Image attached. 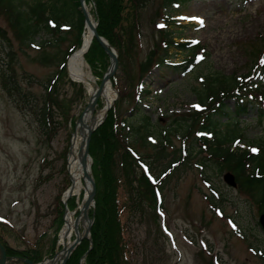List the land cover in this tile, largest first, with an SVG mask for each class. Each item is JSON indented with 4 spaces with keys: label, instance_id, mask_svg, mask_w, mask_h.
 <instances>
[{
    "label": "rangeland",
    "instance_id": "obj_1",
    "mask_svg": "<svg viewBox=\"0 0 264 264\" xmlns=\"http://www.w3.org/2000/svg\"><path fill=\"white\" fill-rule=\"evenodd\" d=\"M23 1L31 4L35 0ZM41 1L50 3L52 0ZM86 4L92 17L95 16L92 1L88 0ZM160 5L159 0H146L141 8L138 7L139 37L136 38V44L135 38L132 41L133 47L130 41L129 57L122 58L124 70L115 78L116 88L124 94L116 100L117 113L125 125L123 129L126 126L135 129L139 125L144 126L147 131L140 128L138 135H148V140H157V134H161L164 128H176L180 120L173 122V116L181 117L196 102L194 90L199 88L200 79L212 74L230 76L246 72L264 41V0H251L243 6L239 0H185L175 9L169 8L166 13L173 20L172 23H166L165 31L170 33L169 38L177 37V40H172L174 43L179 42V39L181 42L190 40L198 43L206 56H201L182 75L168 65L152 68L142 79L143 92L134 108L131 94L139 82L136 64L144 63L150 52L153 58L163 51L159 46L160 33H156L153 27L154 23H160L164 15ZM60 9L64 11L63 7ZM130 21L125 11L120 29L115 31L126 40ZM65 25L70 26L71 22L64 20ZM0 29L8 39V44L0 39V65L6 63L4 53L10 49L13 52L12 68L16 80L21 89L29 93L26 98L28 102L21 109V100L15 105L0 88V219L6 220L17 234L29 241L45 233L46 237L39 248L44 258L52 248V235H48L55 228L56 200L59 202V194L68 185L65 163L74 120L85 107L88 94L84 87H81L83 93L80 94L79 83L70 80L65 66L63 76L56 80L55 98L58 107L52 110L51 123L48 128L45 127L48 137L44 138L40 125L31 120L29 109L39 103L43 95L39 85L54 75L57 62L52 58L47 65H41L37 55L44 52L52 57L57 51L58 59L63 58L75 31H61L66 33H60V36L65 37L60 42L56 41V36L39 32L32 43L40 49H32L28 45L27 48L19 47L12 39L2 15ZM257 36L262 38L257 39ZM43 42H49L50 45L42 46ZM164 51L170 63H179L187 58L185 52L176 48L168 47ZM84 64L86 71L98 84V78ZM95 72L99 73L100 69L96 68ZM144 91L148 92L147 95H143ZM114 98L113 93V101ZM101 104H104L103 100ZM100 109L95 107V111ZM246 110L248 115L239 118L237 127L233 129H240L245 139L233 146L226 142L224 148L228 147L231 151L249 150L258 147L260 140L264 143V126H258L251 119L255 118L252 107ZM175 113L180 114L173 115ZM144 117L148 118V124L143 120ZM130 127L129 131L125 130V135L130 133ZM226 130L218 127L211 141L224 135ZM234 136V133L229 134L227 141H231ZM133 137L130 133L128 140L132 141ZM171 139L169 154L176 160L181 154L180 151L176 152V149L181 150V141L174 134ZM190 148L200 150L197 144H191ZM134 149L138 155H152L151 146L145 150L134 146ZM201 156L202 153L194 155L189 165L184 167L179 163L170 170L168 178L161 185V212L157 218L152 219L149 214L144 223L131 225L126 237L134 247L128 253L133 258L136 248L144 245L146 252L149 249L154 251V264H264V217L258 213L250 197L233 187L231 176L225 172L222 175L204 169L199 165L200 161L198 164L193 162L195 157ZM143 161L156 167L151 169L156 176L167 168L164 166L166 161L159 160L155 164L148 159ZM246 169L250 170L251 165ZM0 232V236L12 233L7 230ZM54 247H57L56 242ZM139 251L136 254L140 256ZM149 261V264L153 263ZM20 262L27 264L25 259Z\"/></svg>",
    "mask_w": 264,
    "mask_h": 264
},
{
    "label": "trees",
    "instance_id": "obj_2",
    "mask_svg": "<svg viewBox=\"0 0 264 264\" xmlns=\"http://www.w3.org/2000/svg\"><path fill=\"white\" fill-rule=\"evenodd\" d=\"M91 1L95 8L96 34L106 40L118 52L117 69L110 78L112 86L116 88L115 78L118 74L121 75L124 70L122 58L129 57L127 54L130 41L131 43L134 41V32L138 27V7L141 8L146 0ZM159 1L161 7L167 8L171 3H183L185 0ZM51 2L53 3L50 4ZM50 3L42 2L41 0H35L31 4L23 0H0V15L4 17L12 39L16 41L19 47L27 48V45L33 42L39 32L56 36L57 42L63 41L65 37L60 36L62 32H60L59 24L65 19L71 22V26L75 31L72 42L67 46L66 53L62 55V60L58 59L59 52L57 51L52 54V57L44 52L37 55L38 62L41 65H47L49 61H52V58H55L57 62V70L54 75L47 82L39 85L43 90L39 103L29 109L31 120L40 125L44 138L48 137L45 127L48 128L49 123H51L52 110L58 107V101L55 98L57 93L56 80L61 75L63 76L64 57L67 56L69 48L73 51L80 45V35L83 26V18L77 9V0H52ZM60 7H63L64 11ZM125 11L128 12L129 19H131L128 25L127 40L115 32L120 29V23L124 20ZM5 36V32L0 29V39L8 44V39ZM159 39L165 42L167 47L173 45L178 50H183V46H185L184 44L171 42L166 33L159 34ZM43 44L50 45L49 42L41 43L42 46ZM253 52L254 50L251 51V54ZM162 53V55L151 58L153 53L150 52L144 63H138V76H143L150 69L153 62L161 65L165 57V51ZM4 58L6 63L0 65V88L15 105H17L18 100H21V109H23L24 103L28 102L26 98L29 93L21 89L16 80L12 68L13 52L10 49H7L4 53ZM106 60L107 56L97 42L92 39L84 55V61L98 80L102 76L101 72L103 73L107 67ZM189 62L190 60L185 63ZM256 67L258 70L264 71V53ZM96 68L100 69L99 73L95 72ZM207 79L209 80H204L202 89L194 90L196 100L201 105V110L199 112L190 111L182 115L183 117L178 118L180 122L173 129L176 132L181 130L179 135L184 138L183 140L188 146L191 143H197L192 136V132L196 129L199 131L209 130L222 118L229 119L231 116L244 117L248 112L246 110L248 107L254 108L253 103L257 104V109H254L255 120L258 124L264 122V99L256 101L253 99V94H251L252 97L250 96L251 91H255L257 95L264 96V83L259 87L252 88L250 86L247 89L245 85L236 84L231 76L215 74L210 75ZM79 87L82 95L83 90L80 85ZM233 89H237V93L242 96H235L233 98L235 104L232 103L230 107L229 98L227 99V97H233ZM220 90L222 95L219 93ZM116 91L118 99H120L124 94L118 89ZM131 102H133V93L131 94ZM100 106L101 101L98 99L97 108ZM143 120L148 124L149 120L147 117H144ZM176 120L173 121L175 122ZM122 122L117 113V102H115L107 111L103 122L90 135L88 155L91 159L90 171L95 185L93 222L89 233L91 245H89L88 241L82 240L72 251L65 264H80V260L86 251L87 253L82 258V264H149V259L154 264V251L149 249L146 252L144 245L139 247L140 251L136 248L132 258L128 250L134 246L131 240L126 237L131 225L144 223L149 214L154 219L155 195L152 185L144 175L146 173L143 168L146 166L143 163L149 166L148 173L151 176H153L151 169H156V167L151 166L147 161L144 162L143 159L151 160L152 164L159 160L166 161L165 167H168L170 163L181 162L180 164L185 167V165H189L191 157L201 153L198 150L194 151L193 148H188L186 157L184 153L182 158L179 155L173 162L174 156L169 154L167 150L171 146V132L166 131V133L164 132L161 135L157 134L160 138L152 144L145 140V134L138 135L140 128H144L147 131V128L139 125L136 129L130 127L134 137L132 141H129V138L125 135L126 133H124ZM147 134L150 135L151 133L148 132ZM220 144L221 142H218L215 146L209 147L208 155L202 154L200 158L195 157L193 162L198 164V161H200L199 165L203 166L204 169L214 170L222 175L225 172L231 176L233 187L240 193L250 197L253 203L256 204L258 213L264 216V177L261 176L264 175V146L262 148L263 151L257 157H254L247 152H228L227 149L220 148ZM134 146L141 148V150L151 146L152 155L141 153L138 155ZM129 149L133 151L132 156ZM176 152H178L177 149ZM178 157H180V162ZM247 165H251V169L248 171L246 169ZM254 169H257L256 172L259 177H254ZM155 176L153 177L156 179ZM167 178L168 176L164 179V182ZM68 202L67 207L70 208L68 209L73 210L75 208L74 200L69 199ZM61 215L62 205L56 200L53 223L55 228L50 234L52 235V248L48 251L49 256L54 251L56 232L62 223ZM6 230L12 233H5V235L0 236V244L5 248L7 256L12 258L21 257L32 264L42 259L39 248H41L43 243L44 235L38 237L33 243H27L12 228L0 223V231ZM137 251H139L140 256L136 254ZM9 264L24 263L15 261Z\"/></svg>",
    "mask_w": 264,
    "mask_h": 264
},
{
    "label": "bare ground",
    "instance_id": "obj_3",
    "mask_svg": "<svg viewBox=\"0 0 264 264\" xmlns=\"http://www.w3.org/2000/svg\"><path fill=\"white\" fill-rule=\"evenodd\" d=\"M83 10L87 16V24L84 25V31L81 36L82 37L81 46L76 51H74L73 54H71L67 59L66 73L72 81L81 83L84 86L88 96L90 95L92 96L94 90L91 88L89 84L90 81L88 80H91L94 83L95 81L92 79L91 75L86 71L85 68L86 65L84 64L82 56L83 53L86 52L87 48L91 43V38H92L91 27L94 25V20L89 12L87 4L84 1H83ZM96 88H98L97 85ZM99 94L100 95L98 97L101 96L104 102L102 109L97 111L95 114H93V112L87 109L82 114L81 116L82 119L80 124L83 130L78 126L77 127L75 126V131L71 135L69 150L66 155V163H65L66 174L68 178V183L70 184L69 194L70 196H75L77 200L80 195H82V197L84 198L85 196H87V194L90 191L89 183L82 177V171L80 168V158H78L77 156L80 151V144L83 145L82 140H84L86 134L85 127L98 123V121L102 119L105 114L104 108L106 107L107 109V106L113 101L112 88L107 82L102 83ZM86 170L88 172V167H86ZM65 197L66 194L63 195L64 199ZM86 219L82 218L81 215L76 219H74L73 214L67 210L63 216V225L60 229V232L58 233V243L61 248L56 252V254L53 256L52 259L44 260L43 262H40L38 264H58L61 257L64 255L65 250L69 247V245L72 242L73 227H74L73 225L74 224L76 225L77 233H80L79 235L81 236L87 225ZM29 263L32 264L31 262Z\"/></svg>",
    "mask_w": 264,
    "mask_h": 264
},
{
    "label": "water",
    "instance_id": "obj_4",
    "mask_svg": "<svg viewBox=\"0 0 264 264\" xmlns=\"http://www.w3.org/2000/svg\"><path fill=\"white\" fill-rule=\"evenodd\" d=\"M83 1L84 0H78V8H79V11H80V13L82 15L83 23L85 25V24H87V16H86V14H85V12L83 10ZM91 31H92V37L94 38V40L98 43L100 48L103 50V52L108 57L109 65H108L105 73L101 77V80L99 82L98 88H96V85H95L94 82H92L91 80H88V81H90L89 84H90L91 88L94 90V93H93L92 96L91 95L89 96V102L87 103L86 107L83 109L82 114L87 109L90 110L91 112L94 110L96 100H97L98 96L100 95L99 93H100L101 85H102L103 82H107L108 83L109 78L111 77V75L115 71L116 63H117V59H116L117 56H116L115 52L113 50L109 49L108 45L106 44L105 41H103L102 38L97 36L96 31H95V25H93L91 27ZM82 114L76 120L75 126L76 127L78 126L79 128H81L83 130V128L81 127V124H80L81 119H82L81 118ZM104 117H105V114H104L103 118ZM100 123H101V119L98 121V123L92 124L90 126H86L85 127L86 128V134H85L84 140H82L83 145L80 144V151H79V153L77 155L78 158H80V168H81V171H82V177H83V179H85L89 183L90 191L87 194V196H85L84 199L81 200V203H80V205L78 207V214H77V216L74 219H76L77 217H79L81 215L82 218H85V219L87 218L86 219L87 220V225H86V228H85V230H84V232H83V234L81 236L79 235L80 233H77L76 225L75 224L73 225L74 226L73 227V236H74V238H73L71 244L69 245V247L65 250L64 255L61 257V259H60L58 264H64L66 262L67 258L69 257V255L71 254V252L75 249V247L83 239H86V240H88L90 242L89 229H90V226L92 224V218L88 217L86 210L88 208H92L93 207V198H94V194H95V186H94V182L92 180V177L90 175V170H89L90 159L88 157V143H89L90 134L100 125ZM81 150H82V152H81ZM86 167H88V172L86 170ZM69 189L70 188H68L67 193L70 192ZM62 202L64 203L65 200L62 201ZM6 260H8V258L5 257L4 249L0 245V264H6L5 263ZM26 263L30 264L29 262H26Z\"/></svg>",
    "mask_w": 264,
    "mask_h": 264
}]
</instances>
